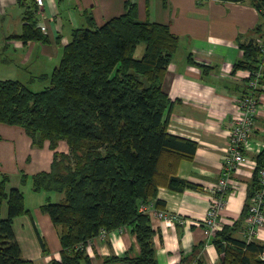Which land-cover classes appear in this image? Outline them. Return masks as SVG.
<instances>
[{"label":"trees","instance_id":"obj_1","mask_svg":"<svg viewBox=\"0 0 264 264\" xmlns=\"http://www.w3.org/2000/svg\"><path fill=\"white\" fill-rule=\"evenodd\" d=\"M248 2L264 20V0ZM22 38L44 40L34 22L25 25ZM177 46L178 36L167 24L138 21L136 6L125 2L121 15L94 28L73 30L58 64L50 74L38 77L47 80V86L32 90L18 79H0V123L22 127L35 146H42L44 140L51 149L59 140L68 145L67 153L53 152L49 171L33 175L34 191L63 194L61 200L40 206L62 246L60 260L50 264H91L84 246L101 229L126 225L135 236L138 253L109 255L96 264H160L150 216L139 205L150 203L159 186L177 191L195 187L176 172L181 160L193 159L197 144L169 133L165 117L171 101L162 85ZM240 47L243 59L234 63L233 70L251 72L259 65V46L248 42ZM259 83L264 84V69ZM263 164L264 149L256 157L238 222L246 217ZM6 181L2 175L0 208L7 199V216L0 215V264H35L21 257L11 227L13 217L27 212L23 193L17 188L6 193ZM230 232L224 226L213 239L218 264H264L263 245L234 239Z\"/></svg>","mask_w":264,"mask_h":264},{"label":"crops","instance_id":"obj_2","mask_svg":"<svg viewBox=\"0 0 264 264\" xmlns=\"http://www.w3.org/2000/svg\"><path fill=\"white\" fill-rule=\"evenodd\" d=\"M125 2L136 6L138 21L167 24L178 36L162 85L171 101L165 117L169 133L197 144L193 159L181 160L176 172L195 187L177 191L159 186L151 201L157 209L180 219L150 216L158 262L180 264L183 258L191 257L185 264H218L213 239L224 226L231 230L230 237L264 246V226L248 240L245 222H238L247 203L256 157L264 149L262 83L254 89L258 111L245 150L248 159L230 175L232 186L224 195L218 227L205 234L202 224L213 197L208 187L217 183L226 156L228 129L237 103L248 89L250 71L233 70L234 63L243 59L240 44L264 43V20L248 0H43L41 8L33 0H0V79H18L31 88L41 74H50L58 64L73 30L94 28L121 15ZM29 22H34L44 40L25 42L22 35ZM257 24H262L261 28H256ZM54 151L67 153L65 140H59L54 149L48 140L35 146L22 127L0 123V179L7 176L6 193L13 188L21 190L27 210L12 218L11 227L21 257L35 264H50L61 257L57 229L40 206L61 200L63 194L32 189L33 175L49 171ZM49 193L54 199L45 197ZM40 195L43 200L34 199ZM0 215L7 216V199L2 201ZM84 251L91 264H96L109 255L137 254L139 246L126 225L93 237Z\"/></svg>","mask_w":264,"mask_h":264},{"label":"built area","instance_id":"obj_3","mask_svg":"<svg viewBox=\"0 0 264 264\" xmlns=\"http://www.w3.org/2000/svg\"><path fill=\"white\" fill-rule=\"evenodd\" d=\"M33 1L37 8H41L43 5V0ZM259 52V65L249 73L248 89L237 103L235 117L228 129L227 145L225 149L226 156L217 183L208 187V191L213 194V197L202 221L204 226L203 232L205 234H208L213 228L218 227V220L225 204L224 195L232 186L230 183L232 171L244 164L248 159L245 150L248 149L251 127L253 126L258 111L254 89H256L263 75L264 43L259 45ZM139 209L147 212L149 216L154 215L166 220L173 218L180 221L177 216H172L164 210L157 209L154 202L140 204ZM244 222V235L248 240L255 237L260 228L264 226V164L258 172L257 183L248 202L247 214ZM105 233L106 231L101 229L98 236L102 237ZM260 257L264 259V250Z\"/></svg>","mask_w":264,"mask_h":264},{"label":"rangeland","instance_id":"obj_4","mask_svg":"<svg viewBox=\"0 0 264 264\" xmlns=\"http://www.w3.org/2000/svg\"><path fill=\"white\" fill-rule=\"evenodd\" d=\"M142 49H143V44L141 43V44L138 45L137 50H136V52H135V55H136L137 57L140 56V53H141V50H142ZM32 85H33V86H31V89H32V90H39V89H42L43 87L47 86L48 83H43V82H41V81H37V82L32 83ZM26 195L28 196V193H26ZM46 196H48L49 199H54V198H52V197L55 196V195L49 193V194H46L45 197H46ZM34 199H36V200H38V201H41V200H43V195H40V196H38V198H34ZM44 199H45V198H44ZM27 200H28V197H27ZM30 200H31V199H30ZM28 202H29V200H28Z\"/></svg>","mask_w":264,"mask_h":264}]
</instances>
